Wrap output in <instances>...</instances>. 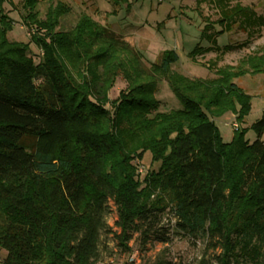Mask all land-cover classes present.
<instances>
[{
  "label": "trees",
  "instance_id": "1",
  "mask_svg": "<svg viewBox=\"0 0 264 264\" xmlns=\"http://www.w3.org/2000/svg\"><path fill=\"white\" fill-rule=\"evenodd\" d=\"M216 2L215 34L237 19L264 25L250 8ZM68 9L56 3L43 18L27 11L35 60L29 42L7 37L13 23L0 3V264H96L103 232L129 255L134 233L166 243L170 231L201 238L194 264H264V111L251 142L239 127L224 141L212 119L228 110L243 118L249 97L234 79L264 72V49L214 77H189L170 70L175 51L146 65L88 15L57 31ZM233 47L197 46L189 56ZM120 74L126 86L110 99ZM161 78L180 107L158 110ZM146 151L159 165L140 178Z\"/></svg>",
  "mask_w": 264,
  "mask_h": 264
},
{
  "label": "rangeland",
  "instance_id": "2",
  "mask_svg": "<svg viewBox=\"0 0 264 264\" xmlns=\"http://www.w3.org/2000/svg\"><path fill=\"white\" fill-rule=\"evenodd\" d=\"M229 6L238 4L252 9L255 14L264 17V0H223ZM2 9L11 18L13 26L7 37L23 43L29 42V54L37 60L39 48L30 42L35 32L34 26L25 24L24 17L31 9L37 17L43 18L48 7L56 3H63L69 9L58 19L57 31L70 29L82 15H88L99 24L109 27L119 34L130 45L134 46L142 55L146 65L158 63L165 50H173L177 54L176 60L170 65V70L189 77H214L219 67L237 66L247 56L264 49V25L243 23L240 20L226 31L215 34L220 27L215 19L220 16L218 2L206 0L196 7L195 0H35L33 7H23V0H0ZM212 23V24H211ZM206 24L208 31L213 33L208 38L203 34ZM243 25V27H242ZM33 31V32H32ZM220 47L230 44V50L211 49L199 52L194 57L189 51L199 46L201 49L215 45ZM200 49V50H201ZM243 67H247L246 64ZM234 82L249 97V108L241 120L231 110L213 116V122L224 141H229L235 133V128L244 130V138L253 141L257 135L251 125L258 120L264 111V72L250 73L236 77ZM126 82L120 74L115 84L109 90L110 99L117 97L119 90L125 88ZM156 98L159 100L158 110L165 111L180 107V102L170 90L164 78L159 79ZM239 109V106L236 107ZM264 140V129L259 137ZM140 178L145 172L156 170L159 163L151 160V154L146 151L137 161ZM114 207L106 216L108 225L113 226L115 219ZM169 240L161 243L148 238L144 241L142 235L133 234L130 242V254L134 261L129 262L125 253H121L114 246V237L101 234V245L106 241L107 249L102 248V256L106 264H194L199 259L204 248L201 238L193 239L169 232ZM210 253V252H209Z\"/></svg>",
  "mask_w": 264,
  "mask_h": 264
},
{
  "label": "built area",
  "instance_id": "3",
  "mask_svg": "<svg viewBox=\"0 0 264 264\" xmlns=\"http://www.w3.org/2000/svg\"><path fill=\"white\" fill-rule=\"evenodd\" d=\"M128 261L129 262L134 261V256L132 254L129 255ZM96 264H106V263H105V261H100V262H97Z\"/></svg>",
  "mask_w": 264,
  "mask_h": 264
},
{
  "label": "crops",
  "instance_id": "4",
  "mask_svg": "<svg viewBox=\"0 0 264 264\" xmlns=\"http://www.w3.org/2000/svg\"><path fill=\"white\" fill-rule=\"evenodd\" d=\"M108 242L106 241V244H107Z\"/></svg>",
  "mask_w": 264,
  "mask_h": 264
}]
</instances>
